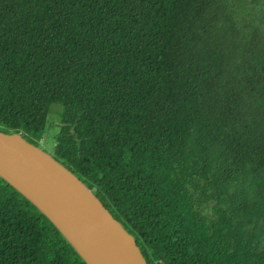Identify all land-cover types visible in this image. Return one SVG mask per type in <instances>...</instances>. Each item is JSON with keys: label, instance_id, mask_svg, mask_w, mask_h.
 <instances>
[{"label": "trees", "instance_id": "1", "mask_svg": "<svg viewBox=\"0 0 264 264\" xmlns=\"http://www.w3.org/2000/svg\"><path fill=\"white\" fill-rule=\"evenodd\" d=\"M224 0H0V129L54 156L150 264H264V34ZM0 264H88L0 174Z\"/></svg>", "mask_w": 264, "mask_h": 264}, {"label": "water", "instance_id": "2", "mask_svg": "<svg viewBox=\"0 0 264 264\" xmlns=\"http://www.w3.org/2000/svg\"><path fill=\"white\" fill-rule=\"evenodd\" d=\"M0 174L58 226L88 264H150L95 191L23 132L0 129Z\"/></svg>", "mask_w": 264, "mask_h": 264}, {"label": "rangeland", "instance_id": "3", "mask_svg": "<svg viewBox=\"0 0 264 264\" xmlns=\"http://www.w3.org/2000/svg\"><path fill=\"white\" fill-rule=\"evenodd\" d=\"M232 3L236 11L235 20L241 28L252 31L256 27L264 34V0H224ZM63 112V105L53 104L49 110L46 132L39 145L54 155L56 136L60 130L59 121Z\"/></svg>", "mask_w": 264, "mask_h": 264}]
</instances>
